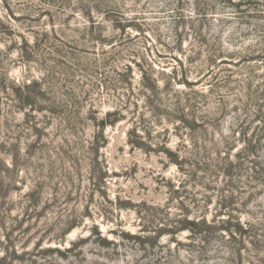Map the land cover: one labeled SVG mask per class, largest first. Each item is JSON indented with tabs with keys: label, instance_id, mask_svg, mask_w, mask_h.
<instances>
[{
	"label": "rangeland",
	"instance_id": "obj_1",
	"mask_svg": "<svg viewBox=\"0 0 264 264\" xmlns=\"http://www.w3.org/2000/svg\"><path fill=\"white\" fill-rule=\"evenodd\" d=\"M0 264H264V0H0Z\"/></svg>",
	"mask_w": 264,
	"mask_h": 264
},
{
	"label": "trees",
	"instance_id": "obj_2",
	"mask_svg": "<svg viewBox=\"0 0 264 264\" xmlns=\"http://www.w3.org/2000/svg\"><path fill=\"white\" fill-rule=\"evenodd\" d=\"M24 57V55H23ZM25 58L27 59H31V56H28L27 52L25 53ZM38 88V84L35 81H29V82H24L20 88H18L15 92V94L19 97V99L23 100V104L24 105H30L31 103H33V100H31L30 98H28V96L26 97V100L23 98L22 94L25 93H30L33 92ZM24 91V92H23ZM182 113H184V111H182ZM182 121H185V116L183 114H181V117H179ZM188 123V122H187ZM189 125H191L189 123Z\"/></svg>",
	"mask_w": 264,
	"mask_h": 264
}]
</instances>
